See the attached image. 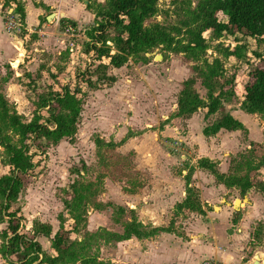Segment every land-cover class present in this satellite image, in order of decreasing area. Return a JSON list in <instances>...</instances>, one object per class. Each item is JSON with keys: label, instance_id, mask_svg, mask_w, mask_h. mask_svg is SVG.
Wrapping results in <instances>:
<instances>
[{"label": "rangeland", "instance_id": "rangeland-1", "mask_svg": "<svg viewBox=\"0 0 264 264\" xmlns=\"http://www.w3.org/2000/svg\"><path fill=\"white\" fill-rule=\"evenodd\" d=\"M108 1L84 0L83 4H91L98 11L106 9ZM199 1L160 0L156 16L144 27L160 24L172 31H185L183 25ZM4 4L5 0H0V95L7 99L12 112L29 123L34 119L39 95L52 87L56 90L60 84L75 87L78 69H86L91 63L92 55L85 51L95 21L88 26L77 24L71 33L55 19L47 23L41 18L39 26L30 28L15 14L14 6L3 8ZM23 5L26 8V3ZM46 15H52V11ZM14 17L22 23L15 32L7 29L9 19ZM219 18L226 21L223 15ZM205 38L209 43L206 59L222 60L228 73L237 75V100L226 105V110L243 123L244 129L235 134L236 138L224 133L217 141L204 136L205 140L200 131L219 119L220 114L206 119L205 111L200 110L203 114L197 122L203 127L195 125L192 138L185 139L188 129L184 120L172 121L178 114L182 85L194 76V64L164 46L132 56L123 68L113 70L117 77L114 85L100 90L84 87L73 139L58 145L41 142L43 155L37 147L31 149L36 153L38 167L29 176L14 210L21 209L26 234L32 233L36 221L52 226L49 239H37L47 255H55L52 240L63 227L70 232V241L79 244L76 248L80 261L72 264H81V258L103 264H224L214 259L201 260L197 255L196 243L200 245L198 239L206 228V247L219 248L233 258L225 264L251 263L257 255L264 261V193L254 188L243 197L237 188L219 187L222 184L210 171L197 167L198 161L206 157L216 163L220 173L230 176L245 175L250 172L246 164H250L259 167L251 173L253 179L264 180V114L249 115L241 107L245 87L254 81L253 68L263 65L257 55L264 57V39L236 34L218 40L210 32ZM236 47L245 48L240 52L243 58H225L227 49ZM197 88L205 98L207 92ZM129 136L132 138L126 140ZM98 140L119 146L100 148ZM235 140H240L241 145ZM6 162L5 150L0 147V178L10 173ZM192 169L190 188L200 192L204 211L209 212L208 220L204 219L207 212L202 218L198 213L177 210L187 197V176ZM78 181L84 186L94 185L83 202L81 223L74 220L66 205L74 203L71 186ZM206 199L210 204L206 205ZM236 200L244 203L240 211L233 207ZM221 209L225 211L219 215ZM134 218L142 232L157 228L172 233L124 242L98 237L101 232L123 235ZM240 223H244L243 228ZM6 228L0 225V244ZM234 234L245 236L231 242ZM21 259L22 256L13 257L15 262Z\"/></svg>", "mask_w": 264, "mask_h": 264}, {"label": "trees", "instance_id": "trees-1", "mask_svg": "<svg viewBox=\"0 0 264 264\" xmlns=\"http://www.w3.org/2000/svg\"><path fill=\"white\" fill-rule=\"evenodd\" d=\"M159 1L109 0L108 7L98 11L93 10L91 4L87 5V9L95 15V22L88 33L90 41L86 44L85 51L86 54L92 55L91 63L87 64L86 69H78L75 87L60 84L56 90L52 87L47 93L39 95L31 122H23L20 115L12 112L7 99L0 95V147L5 150L6 166L10 169L9 174L0 178V225H7L2 233L0 255L7 263L72 264L80 261V251L76 248L79 244L70 241V232L63 227L52 240L55 255H47L37 239H49L53 233L52 226L36 221L32 233L26 234L23 231L22 224L25 219L21 209L14 210V206L18 204L23 190L26 189L29 176L38 167L34 161L36 153L33 154L31 149L37 147L43 155L45 149L42 150L41 142L46 140L58 145L65 139H73L81 116L80 97L84 95V87L100 90L114 85L117 77L113 70L123 68L132 56L148 54L161 46L171 53L183 54L187 62L194 64V76L182 85L177 101V118L189 120L200 110H207L206 119L220 114L219 119L203 130V135L209 139L215 138L221 131L238 132L244 129L243 123L226 110V105H231L237 100V75L229 74L222 60L206 59L209 43L205 34L210 32L213 38L218 40L236 34L263 40L264 0H200L196 9L190 12L189 20L183 25L185 31H172L160 24L145 28V22L156 16ZM9 5L15 7V14L20 16L21 22L25 24L26 11L23 3L20 0H5L3 8ZM220 15H223L226 21H222ZM61 24L64 29L77 28V23L72 20L64 19ZM243 50L245 48L242 47L227 49L225 58L242 59L240 52ZM257 56L263 65L253 68L251 76L254 81L245 87L246 95L241 104L242 110L249 115L264 114V57ZM197 86L207 92L205 98H202ZM45 113L49 116H45ZM14 137L18 138L17 142ZM131 138L132 136H129L126 140ZM97 146L115 149L119 145L98 140ZM246 165L250 172L230 176L220 173L216 163L210 159H200L197 167L210 171L222 185L237 188L243 197L254 188L264 193V180L257 182L251 175L252 172L258 171L259 167ZM193 170L187 176V197L177 205V210L180 213L205 215L200 192L190 188L189 181ZM93 186H84L79 181L71 186L75 200L73 204L67 202L66 205L78 223L83 221V202ZM160 233L171 234L172 231L156 228L150 233L142 232L134 218V221L127 225L123 235L101 232L98 237L124 242L132 238L150 239ZM16 256H22L23 259L15 262L13 257ZM81 264L103 263L95 259L81 258Z\"/></svg>", "mask_w": 264, "mask_h": 264}, {"label": "crops", "instance_id": "crops-1", "mask_svg": "<svg viewBox=\"0 0 264 264\" xmlns=\"http://www.w3.org/2000/svg\"><path fill=\"white\" fill-rule=\"evenodd\" d=\"M23 2L26 3V8H25L26 24L28 26H30V28H34L35 26H39L41 24L39 19H41V18L44 19L48 23L47 18L49 16L48 15L45 16L47 11H52V15L53 14L56 15L55 20L54 19L53 20L54 21L57 20V22H58L57 24H60V22L64 19L72 20V21L76 22L77 24H85L87 26L92 25V22L95 21V15L92 12H90V10L87 9V4H83L84 0L83 1L82 0H37V1L22 0V3ZM204 111L206 114V110H204ZM201 114H203V113H201V111H200L199 114L197 113L191 119L184 121L185 124L187 125V129H188V134L185 137V139L192 138V134H193V130H194L195 125H197L200 129H201V127H203V125L201 126L200 121L197 122V120H199V118L201 117ZM181 121L182 120L180 118L176 117V119L173 120L172 123L181 122ZM224 133L226 134L225 135L226 137H228V136L233 137L234 136L236 138L235 134L237 132L221 131L216 136V138H210V139L217 141L218 138L224 136V135H222ZM200 137L204 138L203 130L200 131ZM204 139L208 140L206 138H204ZM181 140H182V138H181ZM234 143H238L241 145L240 140L239 141L235 140ZM223 145H224V143H223ZM201 152H203V151L201 150ZM204 158H206V157H204ZM219 187H223V185H221ZM208 204H210L209 199H206V205H208ZM233 207H234V205H233ZM224 211H225V209L224 210L221 209L219 215L223 214ZM206 212H207L206 213L207 215H206V217H204V219L206 218V220H208L209 219V212L208 211H206ZM201 216L203 218V215H201ZM224 223L228 224V222H226V221H224ZM243 224L244 223H240L239 226H241V228H243L244 227ZM240 230L243 231L242 229H240ZM240 230H238V231H240ZM204 234H206V228H205ZM204 234L201 235L200 238L198 239V242L200 243V245L198 243H196V245L198 247L197 255H199V257L202 258L201 260L214 259L218 262H225V263L231 262L233 258L230 255L221 253L219 251V248L213 250V249L206 247L207 241H206V235H204ZM244 236L245 235L238 236V235L234 234L230 241L234 242L235 240H239L240 238H244ZM0 246H1V244H0ZM0 264H9V263H7L2 258V256L0 255Z\"/></svg>", "mask_w": 264, "mask_h": 264}, {"label": "water", "instance_id": "water-1", "mask_svg": "<svg viewBox=\"0 0 264 264\" xmlns=\"http://www.w3.org/2000/svg\"><path fill=\"white\" fill-rule=\"evenodd\" d=\"M56 15H51L47 18L48 22H51L53 19H55ZM243 202L241 200H237L234 204L235 211H240L241 207L243 206ZM247 264H264V261L260 255H257L255 259L251 263Z\"/></svg>", "mask_w": 264, "mask_h": 264}, {"label": "built area", "instance_id": "built-area-1", "mask_svg": "<svg viewBox=\"0 0 264 264\" xmlns=\"http://www.w3.org/2000/svg\"><path fill=\"white\" fill-rule=\"evenodd\" d=\"M12 13H13V11H12ZM12 13H10V14H12ZM22 23H20V22H18V20L16 19V17H14V18H11V19H9V21H8V23H7V29L9 30V31H13V32H15V31H19L20 30V25H21ZM15 30V31H14ZM71 30H73L72 28H68L67 29V32L68 33H71ZM205 264H213V263H211V262H206Z\"/></svg>", "mask_w": 264, "mask_h": 264}]
</instances>
